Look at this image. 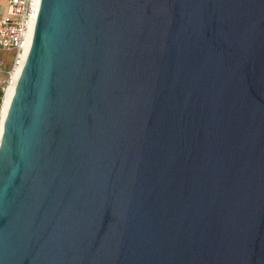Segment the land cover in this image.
<instances>
[{
    "label": "water",
    "instance_id": "1",
    "mask_svg": "<svg viewBox=\"0 0 264 264\" xmlns=\"http://www.w3.org/2000/svg\"><path fill=\"white\" fill-rule=\"evenodd\" d=\"M0 264H264V0H39Z\"/></svg>",
    "mask_w": 264,
    "mask_h": 264
},
{
    "label": "built area",
    "instance_id": "2",
    "mask_svg": "<svg viewBox=\"0 0 264 264\" xmlns=\"http://www.w3.org/2000/svg\"><path fill=\"white\" fill-rule=\"evenodd\" d=\"M5 12L0 15V48L15 51L12 67L7 70L5 78L0 82V113L5 89L9 83L16 57L34 26L39 0H0ZM1 63V60H0Z\"/></svg>",
    "mask_w": 264,
    "mask_h": 264
},
{
    "label": "bare ground",
    "instance_id": "3",
    "mask_svg": "<svg viewBox=\"0 0 264 264\" xmlns=\"http://www.w3.org/2000/svg\"><path fill=\"white\" fill-rule=\"evenodd\" d=\"M29 39L30 38L27 39V41L25 42V44L23 46L22 51H20L19 54L16 57V62L14 64V66H13V70L11 72V77H10L9 83H8L6 89H5V92H4V97H3V101H2V109H1V113H0V134H1V128H2L3 112H4L5 108H6V105H7L8 101H9V99H10L11 91H12V87H13V83H14V79H15L17 70H18L19 65L21 63V60H22V57L24 55V52H25V49L27 47Z\"/></svg>",
    "mask_w": 264,
    "mask_h": 264
},
{
    "label": "rangeland",
    "instance_id": "4",
    "mask_svg": "<svg viewBox=\"0 0 264 264\" xmlns=\"http://www.w3.org/2000/svg\"><path fill=\"white\" fill-rule=\"evenodd\" d=\"M0 11H1V6H0ZM13 51H7V50H0V57L3 58V67H2V71L0 73V76L3 74H7V70H9L12 65H13V61H14V57H13Z\"/></svg>",
    "mask_w": 264,
    "mask_h": 264
},
{
    "label": "crops",
    "instance_id": "5",
    "mask_svg": "<svg viewBox=\"0 0 264 264\" xmlns=\"http://www.w3.org/2000/svg\"><path fill=\"white\" fill-rule=\"evenodd\" d=\"M0 6H1V11H0V15H2L4 12H5V8H4V6L2 5V2L0 1ZM0 50H7V51H13L14 53L13 54H15V51L13 50V49H1L0 48ZM13 57H14V55H13ZM14 59V58H13ZM0 60H1V63H0V73H1V69H2V67H3V63H4V61H3V58L2 57H0ZM5 76H6V74H2L1 76H0V82L5 78Z\"/></svg>",
    "mask_w": 264,
    "mask_h": 264
}]
</instances>
